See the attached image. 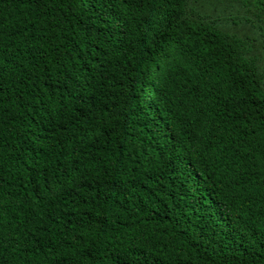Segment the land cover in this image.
I'll return each mask as SVG.
<instances>
[{
    "label": "trees",
    "instance_id": "obj_1",
    "mask_svg": "<svg viewBox=\"0 0 264 264\" xmlns=\"http://www.w3.org/2000/svg\"><path fill=\"white\" fill-rule=\"evenodd\" d=\"M0 264H264V0H0Z\"/></svg>",
    "mask_w": 264,
    "mask_h": 264
}]
</instances>
